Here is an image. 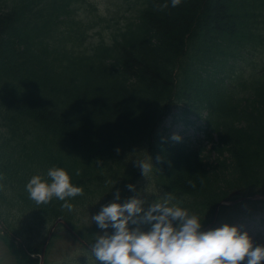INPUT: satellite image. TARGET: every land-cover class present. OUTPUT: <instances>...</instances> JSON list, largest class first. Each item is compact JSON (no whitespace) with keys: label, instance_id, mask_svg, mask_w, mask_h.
<instances>
[{"label":"trees","instance_id":"16d2710c","mask_svg":"<svg viewBox=\"0 0 264 264\" xmlns=\"http://www.w3.org/2000/svg\"><path fill=\"white\" fill-rule=\"evenodd\" d=\"M53 1L44 19L58 26L65 50L58 62H48V53L45 65L35 49L40 24L16 22L0 2V240L15 264H39L32 254L58 218L93 246L97 237L80 224L86 208L106 203L121 183L125 189L145 156L163 193L143 201L145 212L167 199L197 214L203 228L219 202L264 192V68L251 80L239 78L245 94L234 102L225 98V80L212 78L226 64L237 73L240 60L264 51V0H182L177 7L146 0L139 16L113 15L120 26L84 49L94 24L109 18L91 0ZM179 103L209 111L218 137L210 149L173 140L162 128ZM54 166L83 188L70 200L71 212L56 198L38 204L26 190L35 175L51 183Z\"/></svg>","mask_w":264,"mask_h":264},{"label":"clouds","instance_id":"9594fccd","mask_svg":"<svg viewBox=\"0 0 264 264\" xmlns=\"http://www.w3.org/2000/svg\"><path fill=\"white\" fill-rule=\"evenodd\" d=\"M170 2L172 7H177L182 0ZM168 6L165 3L160 7ZM172 139L179 141L181 137L174 134ZM136 163L142 175L147 176L151 163ZM47 176L51 183L40 175L29 180L26 185L29 197L38 204L56 198L63 202V209L73 211L70 200L83 195V188L75 186L63 168L51 167ZM127 187L134 190L131 184ZM119 200L117 192L114 202L103 206L92 217L96 225L105 230L92 246L96 259L105 264H242L244 261L246 264H261L264 261V245L254 246L249 233L241 232L238 226L225 223L203 231L197 214L180 206H168L167 199L152 204L146 212L143 201L137 197L124 203ZM142 223L151 225L150 230L130 227ZM109 228L114 230L111 234L106 231Z\"/></svg>","mask_w":264,"mask_h":264},{"label":"rangeland","instance_id":"374dc122","mask_svg":"<svg viewBox=\"0 0 264 264\" xmlns=\"http://www.w3.org/2000/svg\"><path fill=\"white\" fill-rule=\"evenodd\" d=\"M112 4L113 10L120 9L118 2ZM101 6L104 7V4H101ZM180 124L181 126H179ZM183 125L184 124H182V122L179 123L178 128L182 129ZM185 127L186 129L189 128L188 125H186ZM193 133H195V131L193 129H190L189 134ZM193 143L196 145V139H193ZM204 145L209 147L211 146L207 142ZM212 158H216L215 154L212 155ZM141 161L149 162V160H146L145 158H143ZM124 175L128 176V174L126 173ZM131 176L135 179L134 189L136 192L134 191L132 195H128L127 191L124 190L123 184L121 183V186L118 188L116 193L110 195L106 203L100 204L99 200H97L94 205H90L88 206V208H86V213L80 223L81 227L84 226L86 229L93 231V235L96 237H98V235L104 234L105 230L100 229L96 225L92 217L98 214L103 206L108 203L114 202L117 192H119L120 195V203H124L127 199L131 197H137L139 199L140 197H144L148 194L156 193L155 186L149 183L150 177L148 175H142V170L139 167L135 168ZM125 180H127V178H125ZM140 190L142 192H139ZM220 213L222 218L219 220V222L214 228L221 227L225 223L233 226H238L241 232L249 233L254 246L264 245V203L260 204L258 207L252 206L251 202L241 203L232 207L222 209ZM130 227H140L144 231L150 230L149 226L146 223H142L139 225L131 224ZM110 230L113 229L109 228L106 231L109 233ZM45 234L46 232H44V235ZM41 241L42 238H40L39 242ZM75 257L86 259L88 261H93V257L86 249H84L81 242L73 240L63 228H60L58 239L56 240L51 250V254H49L50 263L59 264L63 260L69 261ZM0 264H15L14 257L11 255L10 250L1 241ZM242 264H246V261L242 262ZM261 264H264V261H262Z\"/></svg>","mask_w":264,"mask_h":264},{"label":"water","instance_id":"95a60500","mask_svg":"<svg viewBox=\"0 0 264 264\" xmlns=\"http://www.w3.org/2000/svg\"><path fill=\"white\" fill-rule=\"evenodd\" d=\"M245 198H247V197H243V198H241V199H245ZM253 198H261V199H264V195H260V194H257V195H255V196H253ZM234 202H232V203H228V204H233ZM220 205V204H219ZM216 215H217V212H216ZM57 224V223H56ZM55 227V226H54ZM207 228V227H206ZM52 233H53V229H52V231L50 232V236L52 235ZM46 248V247H45ZM45 248L43 249V253H42V261H41V264L43 263V259H44V254H45Z\"/></svg>","mask_w":264,"mask_h":264}]
</instances>
